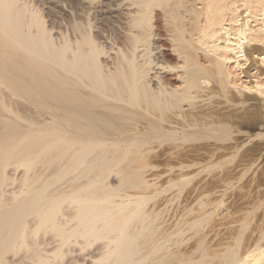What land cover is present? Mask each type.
<instances>
[{
    "label": "bare ground",
    "instance_id": "obj_1",
    "mask_svg": "<svg viewBox=\"0 0 264 264\" xmlns=\"http://www.w3.org/2000/svg\"><path fill=\"white\" fill-rule=\"evenodd\" d=\"M38 2L0 0V70L24 78L26 83L20 88L32 96L35 106L49 101L53 110L49 116L38 112L33 126L15 117L0 120V176L3 179L12 152L25 155L23 151L36 138L52 139L38 153L52 144L67 145L73 155L59 162L55 173L39 185L35 184L38 176L27 175L34 161L24 162L27 177L12 191L16 202L1 204L5 218L0 219V261L13 252L10 264H171L176 258L177 264H264V217L259 222L254 219L252 201L233 208L225 198L229 187L254 185V164L264 156V0H131V42L114 69L104 64L102 38L90 27L78 24L79 39L70 35L57 40L40 13L42 8L36 7ZM166 38L172 41L174 54L166 51ZM125 113H133L135 121L143 116L145 129L138 127L132 135L119 133L112 123ZM111 127L117 133H110ZM192 136L201 140L195 150H189L194 151V159L187 164L199 167L197 238L193 248L177 250L178 255L169 242L185 233V223L170 224V215L168 225L157 222H163L162 210L148 209L152 196L143 191L152 189L154 183L128 193L125 184L120 188L125 181L103 186L107 175L82 179L85 174L74 173L86 167L89 159L91 163L114 158L111 165H104L111 169L128 162L129 153L138 154L141 144L182 143ZM130 168L125 171L136 169ZM69 173L76 175L51 189L46 198L47 189ZM94 183L98 186L89 191ZM67 187L70 191L61 190ZM166 200L165 208L170 204ZM23 247L30 253L26 258L16 257Z\"/></svg>",
    "mask_w": 264,
    "mask_h": 264
},
{
    "label": "rangeland",
    "instance_id": "obj_2",
    "mask_svg": "<svg viewBox=\"0 0 264 264\" xmlns=\"http://www.w3.org/2000/svg\"><path fill=\"white\" fill-rule=\"evenodd\" d=\"M32 1H33V3H37L39 0H32ZM190 1L192 2V0H190ZM38 4H40V5H38L36 7H38L39 10L42 8L40 13L43 15L44 18L46 17L45 18L46 24L51 29L52 34L54 33L53 35H55V34L57 35V36L55 35L56 37L54 36L57 40H63L66 36H70V35L72 37H75L76 39H79L81 37L82 33H81V29L78 27V24H82L84 26L90 27V29L92 30V32L94 34L98 35V37L100 39L102 38L101 39V47H103V50H102L103 52H101V58H103L102 60H104L103 61L104 64H107L108 67L111 68V69H114V67L117 65L118 57L120 58V56L124 53L123 49L125 50L130 45V42H131V38L130 37L132 36V30H131L132 29V27H131V17H132L131 0H40L38 2ZM42 11H44V12L42 13ZM44 14H46V15H44ZM92 27H93V29H92ZM55 30L57 31V33H56ZM108 37H110V38H108ZM97 40H98V38H97ZM163 42L166 44L165 45L166 48H167L166 51L169 54H174L173 53L172 41L166 38V39H164ZM123 45H125L126 47L125 46L121 47ZM127 50H128V48H127ZM102 54H104V55H102ZM113 54H115V55H113ZM105 57H107V58H105ZM114 60H116L115 61L116 63H114ZM174 62H175V59L170 61V63H174ZM3 63H6V62H3ZM1 67H3V66H0V68ZM9 72H11V71L7 70L5 72L4 70L3 71L0 70V83H1L0 84V88L4 85L3 86L4 88L2 87V90H0V92L2 93V94L0 93V98H1V95H3L5 97L9 98V99L6 98L7 100H9L11 102L13 101L12 102L13 104H11V102L8 103L9 101H7L6 99H5L6 101H4L5 97L1 98L0 109L2 111L0 110V120H3L4 118H10V117L14 118L15 117V119H18L19 121L28 123L29 125L33 126L34 123L36 122L34 118L36 117L38 112L43 113L46 116H49L48 112L53 110V106L50 105L51 102H49V101L45 102L44 101L43 102L44 104L43 103H39L38 104L39 106H35V104L33 103L34 100L32 99V96L28 95L29 93L27 91L25 92V89L20 88L22 86V84L24 85L26 83V80H24V78H22V77H17V75H15V73H12V72H11L12 75H10ZM7 79H8V82H7ZM179 83H181V82H179ZM6 87L9 89V91H7L8 89ZM11 94L14 95V98H13V96ZM24 94H26L27 96L24 95ZM47 97H48V95H47ZM20 98H22L23 100L20 99ZM14 99H15V101H14ZM5 102H7L6 105H5ZM8 104H9V107H8ZM14 104H15V107H14ZM16 104L19 105V107H17ZM45 104H46V107H44ZM25 105H27V106H25ZM184 105H185V108H188V104L187 103H184ZM18 108H20L21 110L18 109ZM31 108H32V110L30 112ZM12 109L15 111V113L12 112ZM124 109L128 112L130 107L126 106ZM2 112H4L5 114L2 113ZM22 112H23V114H22ZM32 112L33 113L35 112L34 113L35 115H33ZM30 113H32V115ZM121 113L123 114L124 112H121ZM18 114H22V115H18ZM4 115L7 116V117H5ZM24 115H26V116H24ZM28 117H30V119H29V120H31L30 122H28V119H27ZM126 118H130V119H126ZM120 119H116L118 121H115V122L113 121L112 124L114 126L113 125L112 126L114 127V129L116 128L118 130V132L121 133V134L123 132V133L132 135V134H135L139 128L143 129V130L145 129V122H143L144 121V117L143 116L141 118H139V120L141 122L139 120L135 121V119H137V118H135L133 113H125L124 116L122 117V119L125 120V121H122V119H121V121H119ZM32 120L35 121V122L33 123ZM132 120H134V121H132ZM138 122L140 124L141 123L142 124L140 125ZM179 122L187 123L186 119H181V120L179 119ZM119 123H124L126 128L124 126H121L123 124L120 125ZM127 123H129V125L132 126V127L129 126L130 128H132V130L127 126ZM136 123H138V124H136ZM118 124H119V126H118ZM115 126H117L119 129L117 127H115ZM113 127H111V129L108 128L109 130H111L109 132L110 133L111 132L112 133H114V132L117 133V130L112 129ZM127 128L130 129V130H127ZM192 137H194V136H192ZM191 138H190V140H189V138H187L186 140H184L185 142L181 141L182 143L176 142V141L174 143V141L171 140V141H166V142H163V143L155 141L151 145L150 144H144V145L141 144L140 149H136V150H140L138 152V154H137V151L135 153L131 152L134 155L129 153L130 158L128 159V162H127V160L121 161L119 164L113 166L111 169H106L107 166H104V165H109V164L111 165L114 158L113 159L109 158L108 160H105V162L104 161L99 162L98 159H97L96 161H93V162L91 161V163H90L91 159H89V158L95 159V158H93L91 156V157L88 158L89 160L87 159L89 161V163L88 162H87L88 164L84 163L87 166L86 167H85V165L81 166L79 169L81 170V168H82V170L80 172H76L75 171L74 173L78 174L79 177L82 176V175H79V174H81V173L85 174L83 177H81L82 179L83 178L84 179H89V177H91L93 175L94 176L99 175L100 177H103L104 175H107L106 180L104 178L103 181L101 182V183H103V186H104V184H109L108 182H110V183L111 182L112 183L115 182V184H117L118 179H119V181L120 180L125 181V183L123 182L121 184L122 186L120 185V188H125L126 186H128L127 187V189H129L127 191L128 193H136V191L137 192L140 191L139 188L141 186H147V185L148 186H152V184L154 183L153 184L154 187L152 186L153 187L152 189H156V190L152 191L151 188L148 189L149 187H147V189L144 187L145 189L143 190V188H142V190L145 191V192L149 191L150 193H152V194H150L149 192H148L149 194L146 193L147 195L152 196L148 200L147 204H149V205H147V208L150 209V210L152 209L153 210L152 212H154V213H155L156 210H157L156 212L162 210L160 212V214L162 213V216H161L160 220H163V222L159 221V220L157 222L158 223L160 222L159 224L161 226H165L170 221V219L172 218L173 220L171 219L170 224L175 223V225H177L176 223L179 220H181V222L185 223V225H184L185 229H186L185 233L182 234V235H175V236L171 237V240L169 242L171 244V246H172V249L174 248L176 250L177 255H178V254H180V252L178 253V251H180V250L183 251V250H186V249H189V248H193L195 246L196 238H197V227L195 225V218H196L197 212H198V189H197V184H198L200 175H198L196 172L199 170V167H197L195 165H191V166L188 165L187 166V164H190V162H192L191 160L194 159V155H193L194 151L192 152V151H189V150H192V149L195 150L196 147L199 146L201 140L198 137L197 138L194 137V139H196L195 141H194L193 138L191 140ZM47 140H48V143H50L52 141L51 138H48V139L46 138L43 141H42V139L36 138V140H34V142H31V146H29L27 148L28 150L23 151V153L25 155H23L22 152L20 153L21 155H18L19 153L16 152V151H13L14 152V153L12 152L13 155H10V157H9L10 159H8L10 161H7V164H6L7 165V167H6L7 171L5 170L6 173H5L4 177H3V179L1 178L2 176H0V181L4 180L3 185H2L3 196L0 199V201L2 202V203H0V207H1L0 208V211H1L0 219L5 218L2 215V211L5 209V207H2V206L6 205V204H10L11 205V203L16 202L12 198V196L14 195L12 193V191L16 187H18V188L21 187L22 181H20V180H23L24 177H27V175L28 176L32 175V176H30L31 178L38 176L36 178L35 184L39 185V184H41V181L44 178H46V177H48L50 175V173L51 174L55 173V171L59 168V162H65V161L68 160V158L70 159L69 156L73 155L72 152H69L70 150L67 149V145L59 146V147H61L60 148L61 152H59L60 151L59 147L56 146V145H52V144H51L50 148L48 147L49 149L46 148L42 153H38V150L43 148L42 146L45 144L44 143L45 141L47 143ZM41 142H43V143H41ZM105 145H107V144H105ZM195 145H196V147H195ZM150 147L154 148V149H150ZM182 147L186 148V149H184L186 151L182 150L183 149ZM63 148H64V150H63ZM111 148L113 149L114 147H111ZM142 150H145V151H142ZM28 151H32V152L27 153ZM187 151H188V154L186 153ZM182 152L186 153L188 155V156L186 155L187 157H189L188 160H186L187 157ZM172 153H175V154H172ZM102 154H104V153H102ZM146 154H147V156H146ZM67 156H68V158H67ZM191 156H192V158H191ZM17 157H18V159H17ZM25 158H26V160H25ZM65 158H67V160H65ZM131 158H133V159H131ZM184 158H185V160H184ZM31 160L34 161V164H33L32 167H30V169L28 170V174L26 175V170H27L26 166L27 165H25L24 162H29ZM133 160L136 163H134ZM17 161H18V163H17ZM143 161L145 163H143ZM146 161H148V162H146ZM181 161H184L186 163L182 164ZM99 163L101 165H99ZM154 163L156 164V166H154L155 165ZM158 163H160V165H158ZM132 164H134L133 166H135L136 169L132 168L133 167ZM138 164H140V165H138ZM8 165H10V166H8ZM130 165H131V168L134 169V170H132L129 167ZM122 166H123V168H122ZM180 166H182V168H180ZM103 167H105V168H103ZM127 167H129L132 171L128 170L126 172L125 170L129 169ZM99 168L101 169L100 172L98 171ZM254 168L256 170L255 171V175H257L255 181L253 182L254 185L251 184L250 185L251 187L250 186L248 187L247 185H245L246 188H245V186L242 187V185H239V184L238 185H234L232 187H229V191L227 192V195L225 196V198L227 199L229 206H231L233 208L236 205H238L239 202L244 201L243 203H246V205H248L249 204L248 202L251 203V201H252L253 204H255V209H254V211L252 213V216L254 217L255 220H258V222H259L260 218L264 217V180H263L264 179V156L261 158V160L258 161V163L254 164ZM147 169H149L150 172ZM122 170H124V171H122ZM144 170H145V172L142 173V171H144ZM9 171H11V172H9ZM42 171H43V173H42ZM96 171H98V172H96ZM7 172H9L10 176H8ZM94 172H95V174H94ZM123 172H125V174L127 176ZM136 172L137 173L141 172L142 175L141 174L137 175ZM153 172L156 173V174L158 173L159 177H158V175L154 174ZM38 173H41V175L38 174ZM74 173H69L64 179H61V180L57 181L55 184H53L50 187V189H47V193H45V196L47 195L46 198H48V195H50V194H48V192H51V189H54V188L58 187V185H61L62 183L65 184V181H68L66 179H72L76 175ZM144 173H146L147 175L150 174L152 176H150V175H149L150 177L149 176H145V175H143ZM212 173H214V172H212ZM212 173L208 174L207 176H210ZM153 174L156 175V176H154ZM18 175H19V177H18ZM179 175H180V177H179ZM186 175H189V176H186ZM119 176L123 177V179L121 177H120L121 179L118 178ZM143 176H144V178H143ZM182 176H185V177L181 178ZM17 177H18V179H17ZM20 177H21V179H20ZM86 177H88V178H86ZM127 177L128 178L130 177L131 179L130 178L128 179ZM137 177H140V178H137ZM247 177L251 178L252 176L249 173V176H247ZM13 178L16 179V180H13ZM257 178L259 180H257ZM5 179H7V180H5ZM141 179H144V180H141ZM150 179L153 180L154 182L150 181ZM159 179H160V181H159ZM18 180H19L20 183H18ZM146 180L149 181V182H147ZM138 181H140V182H138ZM143 181L145 183L147 182V184H145ZM11 182H12V184H11ZM131 182L134 183L133 186H131L132 185ZM157 182H158V187L155 186ZM259 182H261V184ZM101 183H99V185H101ZM136 183H137V187H136ZM150 183H151V185H150ZM16 184H18V185H16ZM124 184L126 185L125 187H124ZM128 184H131V185H128ZM96 185L94 183L91 186V188L88 189V190L89 191L90 190L94 191V187H96ZM159 185H161V187ZM167 185H168V187H167ZM69 188H71V187H67V188H64V189L62 188L61 190L64 191V192L67 191V190L70 191ZM157 188H158V190H157ZM256 188H258L259 190H257ZM112 192H114V191H111L110 193H112ZM154 195H156V196L154 197ZM172 195H174V196L172 197ZM248 196H249V198H248ZM251 197H252V199H250ZM164 198H165V200L167 198H169V199L166 200V203L169 201L168 203H170V204H168L166 206V208H165V206H163L164 202H165ZM7 200H8V202H7ZM170 200H172V201H170ZM245 201H247V202H245ZM3 202H6V203L3 204ZM1 204H3V205L1 206ZM10 205H6V206H10ZM149 206H150V208H149ZM66 207H68V206H66ZM167 207H168L169 210L167 209ZM68 208H65V209H68ZM154 209H156V210H154ZM167 212L170 213V214H167ZM166 215H167V217H166ZM168 215H170L169 217H171V218H169ZM29 218H32V215ZM165 218H166V222L164 221ZM151 219H153V218H151ZM174 220H176V221H174ZM257 223L255 224V226H257ZM153 224H154V226L156 225L155 222ZM151 229H152V227H151ZM155 230H156V228H155ZM110 234H111V232H110ZM103 243H104V240L101 241V242L97 241V243H95L94 246L96 244L97 245H100V244L102 245ZM151 244H152L151 242L147 243V245L149 247H150ZM29 253H30V250H28L27 248L23 247V248H21L18 251L16 257L17 256L18 257L21 256L20 258H22V257L26 258V256ZM13 254H14L13 252H11V253L8 252L5 255L6 259L4 258L3 261H0V264H10L9 263V257H11ZM177 260L178 259L176 258V260L171 262V264H177V262H178Z\"/></svg>",
    "mask_w": 264,
    "mask_h": 264
}]
</instances>
